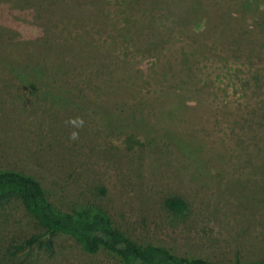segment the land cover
Returning a JSON list of instances; mask_svg holds the SVG:
<instances>
[{"label":"rangeland","instance_id":"374dc122","mask_svg":"<svg viewBox=\"0 0 264 264\" xmlns=\"http://www.w3.org/2000/svg\"><path fill=\"white\" fill-rule=\"evenodd\" d=\"M96 13L77 32L96 36L97 59L109 49L114 92L82 74L21 81L10 74L12 54L0 51V170L32 176L62 211L94 201L139 244L222 264L263 260L264 0H100ZM119 29L159 54L135 56ZM74 33L52 50L67 56ZM29 49H20L24 60ZM78 57L73 73L88 68L89 57ZM77 117L83 128L66 124ZM169 197L185 209L169 211ZM41 232L18 201L1 203V264H117L67 234L52 238L50 253L24 248L10 258Z\"/></svg>","mask_w":264,"mask_h":264},{"label":"trees","instance_id":"16d2710c","mask_svg":"<svg viewBox=\"0 0 264 264\" xmlns=\"http://www.w3.org/2000/svg\"><path fill=\"white\" fill-rule=\"evenodd\" d=\"M98 4L100 0H0V51L5 48L12 54L10 74L19 77L21 81L23 77H58L56 79L63 81L71 79V74H74V77L82 74L80 76L87 77L84 80L88 84L100 85L97 87L102 91L106 90V93L114 92L110 79L106 77H111L109 68L115 66L109 62V49L102 60L97 59L94 51L97 48L94 46L96 36L90 29L77 32L78 28H86L92 22L91 19L99 15L96 13ZM119 13L117 9L115 14ZM130 21V26L136 24V21ZM100 31L105 32V39H112L110 29ZM73 32H76V38L68 48L67 56L62 57L59 53L61 50L65 51L61 47L52 50L54 48L50 43L54 39L64 37L65 34L69 36ZM116 33L114 36L122 38L123 47L128 46L135 56L145 59L148 54H159L157 46L153 43L146 45L145 49L138 47L139 44H129L128 41L137 39L138 33H133L134 39L132 31L129 30L119 29ZM145 38L140 34L139 42H143ZM24 45L30 48L26 53L30 58L25 60L20 52ZM111 46L114 50V42ZM44 50L49 54V62H40L44 57ZM145 51L152 53H144ZM81 54L89 57L86 62L88 68L73 73V64H76ZM187 56L186 54L185 59ZM133 59L134 57H131V63ZM94 64L96 68H89ZM80 69H83V66ZM95 192L101 195L103 189L95 188ZM10 201H18L25 213L42 230L40 234H33L19 245H15L9 254L10 258H14L24 248L50 253L53 247L52 238L67 234L74 238L83 252H104L116 260L117 264H222L199 257L177 256L161 246L139 244L118 230L105 211L94 201L81 203L69 211L59 210L47 200L45 192L32 176L20 171L2 169L0 204ZM163 203L173 213L181 208L185 209V203L179 197L166 198ZM229 264H264V259L256 262H241L236 259Z\"/></svg>","mask_w":264,"mask_h":264},{"label":"clouds","instance_id":"9594fccd","mask_svg":"<svg viewBox=\"0 0 264 264\" xmlns=\"http://www.w3.org/2000/svg\"><path fill=\"white\" fill-rule=\"evenodd\" d=\"M84 120L83 118L77 117L74 119H70L68 121H66V124L72 126L73 128L79 129V128H83L84 126ZM69 139L72 141H77L79 139V132L78 131H73L70 136Z\"/></svg>","mask_w":264,"mask_h":264}]
</instances>
